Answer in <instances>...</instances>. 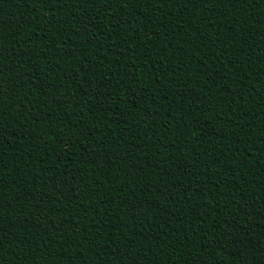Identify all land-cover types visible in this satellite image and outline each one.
I'll return each mask as SVG.
<instances>
[{
	"label": "trees",
	"instance_id": "1",
	"mask_svg": "<svg viewBox=\"0 0 264 264\" xmlns=\"http://www.w3.org/2000/svg\"><path fill=\"white\" fill-rule=\"evenodd\" d=\"M0 264H264V0H0Z\"/></svg>",
	"mask_w": 264,
	"mask_h": 264
}]
</instances>
